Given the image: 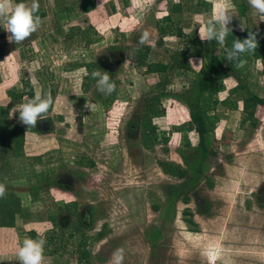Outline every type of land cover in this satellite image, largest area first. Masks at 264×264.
<instances>
[{"label":"rangeland","instance_id":"rangeland-1","mask_svg":"<svg viewBox=\"0 0 264 264\" xmlns=\"http://www.w3.org/2000/svg\"><path fill=\"white\" fill-rule=\"evenodd\" d=\"M96 2L93 11L83 13L78 0H39L46 14L42 25L19 45L3 44L7 36L0 25V134L4 136L0 172L7 167L6 177L0 179L7 186L0 209L4 215L10 208L21 210L15 215L18 223L0 230L1 256L6 261L16 257L17 263L0 264H19L18 249L31 238V231L46 240L44 264H82L77 248L81 236L86 238L82 249L88 251L90 264H109L120 248L125 252L123 264H264V104L255 105V126L251 121L241 123L247 115L243 101L238 109L218 106L220 120L209 135L217 154L208 159L195 188L189 190L190 201L181 195L174 209L167 191L183 180L165 173L159 161L185 165L183 153L193 152L198 144L195 131L175 129L190 120L188 108L173 97L162 98L165 114L152 123L159 137L169 138L167 142L147 147L141 135L128 134L147 98L189 86L202 65L200 59H190L192 70L177 68L160 88L159 74L138 67L132 56V48L141 46V33L148 30L155 40L149 60L169 62L189 43L171 35L158 44V23L180 3L173 21L185 32L197 29L199 35L213 8L203 12L201 2L214 6L219 0H104L101 6L103 0ZM246 2L243 17L237 9L239 1L228 0L235 14L229 27L242 29L248 24L264 38V21ZM78 27L95 32L99 40L87 45ZM102 56L117 63L112 73L106 70L118 81L108 107L98 97L96 82L85 87L93 81L85 64ZM242 72L249 91L264 98L263 62L252 54ZM27 81L33 90L48 94L58 86L49 117L54 122L52 133L40 135L37 127L49 118L37 121L35 129L22 124L18 112L14 114L30 98L19 102L11 93ZM225 84L228 90L236 80L227 78ZM226 96L227 91L220 93L221 98ZM68 175L76 179L73 190L57 183ZM37 187L36 199L31 191ZM186 210L192 212L195 224L186 221L190 216ZM73 211L83 212L87 226H81ZM76 227L80 232L70 237ZM102 230L104 235L97 237ZM53 231L58 236L54 243L49 240ZM55 246L58 251L51 253Z\"/></svg>","mask_w":264,"mask_h":264},{"label":"trees","instance_id":"trees-1","mask_svg":"<svg viewBox=\"0 0 264 264\" xmlns=\"http://www.w3.org/2000/svg\"><path fill=\"white\" fill-rule=\"evenodd\" d=\"M84 13H88L96 8L97 0H78ZM237 9L240 14L245 17L247 10L246 0H238ZM201 5H205L203 12H208L212 8V4L208 2H201ZM181 4L176 3L172 6L170 13L164 18V22L158 23V30L160 33V40L158 44L164 43V38L166 36L177 35L189 43L188 48L178 50L174 55L171 56L169 62H151L149 60L152 47L148 45L134 46L132 48V56L138 67H145V71L148 73L159 74V85L163 88L171 77L174 71L178 69H183L184 71L192 70V64L190 59L196 58L200 59L202 65L199 71H197L196 78L192 81L189 86H184L180 91L177 92H166L161 91L151 97L147 98L144 108L137 119L131 121L134 128L130 125L129 128L134 129L140 128V135L142 142L147 147H152L159 142H167L169 140L166 136H158L157 126L153 124L152 121L155 117H159L165 114V108L162 106L163 97H173L179 102L183 103L189 110L190 120L185 124L175 127L176 130L181 131L183 129H188L190 131H195L198 135V144L192 150L193 152L186 154L183 153V158L185 165H181L168 160H160V166L163 168L165 173L170 174L175 179L183 180L179 184H173L168 188V200L170 201L171 208L174 209V204L177 199L183 195V200L185 202L190 201L188 195L189 190L194 189L193 185L196 184L200 176L205 170V164L212 155H216L217 151L211 147L209 135L216 123L219 122L220 118L217 113V108L220 105L228 106L230 109H238L239 101H243L244 110L247 112L242 118L241 123H246L251 121V125H257V120L255 118L254 109L255 105L264 104V98L257 94L251 93L249 91L248 81L242 72V65L247 60L250 55H254L257 59H260L264 64V38L257 34V40L259 42L258 48L250 53L243 55L238 62H229L225 56L222 57V53L225 55V49L230 48L232 41L236 39H244L248 36L249 31L255 32L254 28L248 24H244L242 29L232 28V33L227 37L224 45H219L215 41H202L198 35V30L195 29L191 32H185L182 27L178 26V23L173 21L172 13L180 12ZM41 17L45 16V12L39 9L38 13ZM78 33L82 35L85 39L86 44L90 45L97 42L99 39L95 36V32L90 33V29L80 27L76 28ZM75 28H72V35L76 32ZM68 37H72L70 33L67 34ZM89 71L88 78H91L92 83L86 82L85 87L90 88L91 85L95 84L96 80L91 77V72L94 70L105 71L104 67L99 62L87 63L85 64ZM112 73V72H111ZM227 78H233L236 80V85L227 90L225 80ZM116 90L118 87V81H116ZM25 90L22 92L11 93L12 97L19 102L23 99V96L27 95L30 99L34 96L33 86L30 81H27L24 85ZM116 90L111 95L99 94V98L102 99L106 107H108L116 96ZM227 91V96L225 98L220 97V93ZM238 98H233L236 96ZM11 105H15L11 102ZM16 131V130H15ZM135 135V134H132ZM3 135L0 134V143H4ZM4 137V136H3ZM6 142V141H5ZM39 161L40 158L37 157ZM91 164H94L93 162ZM8 165V164H7ZM6 169L1 170L0 179L4 180L6 177ZM46 180L42 179L41 182ZM40 189L34 188L31 193L34 198H38ZM157 208V206H155ZM72 209V208H70ZM18 209L15 211L10 208L6 215L3 214L2 209H0V227H13L15 225V215ZM189 217L185 218L191 225L195 224L192 218V212L190 210L185 211ZM79 218L81 226H87V222L82 218L81 214L77 211L71 212ZM5 216L8 218L6 219ZM63 222H66L64 220ZM80 226V227H81ZM80 227H76L74 231L70 233V237H74L75 233L80 232ZM63 232L61 235H63ZM105 231L102 230L98 233L97 237H102ZM31 238H36L37 233L34 231L30 232ZM50 242L54 243L58 240V236L54 234V231L49 234ZM158 234L155 235L157 237ZM86 238L81 236L79 243H77V248L79 252V261L82 264H90L88 251L82 249L85 245ZM61 244V243H60ZM63 247V246H62ZM47 248V244L45 246ZM59 246H55L51 253L57 252Z\"/></svg>","mask_w":264,"mask_h":264},{"label":"clouds","instance_id":"clouds-1","mask_svg":"<svg viewBox=\"0 0 264 264\" xmlns=\"http://www.w3.org/2000/svg\"><path fill=\"white\" fill-rule=\"evenodd\" d=\"M179 2V0H177ZM104 3L100 4V6ZM248 4L256 13L260 15L261 21H264V0H248ZM40 9L39 0H0V25H3L8 36L9 43L15 42L17 45L37 32L42 25V18L38 14ZM233 9L229 6L228 0H219L214 2L211 16L204 22L205 26L199 29V36L202 41H215L219 45H224L227 37L232 33L229 27L233 17ZM139 44L155 47V40L152 34L145 30L141 33ZM259 46L257 33L249 31L244 39L232 41L231 47L225 49V58L233 63L240 61L241 57L247 53L255 51ZM192 63V61H190ZM259 66V64H258ZM91 77L96 80V86L100 93L111 95L116 90V82L107 71L94 70ZM33 85L36 81H32ZM53 98L48 93H42L36 90L33 98L23 103L15 113H19V121L35 128L38 120L48 119L50 109L53 106ZM85 107H90L86 104ZM7 193L6 183L0 182V199ZM46 240L39 234L36 238H26L17 252L19 264H44ZM125 258L124 249H116L109 261V264H123ZM211 259V257H210Z\"/></svg>","mask_w":264,"mask_h":264},{"label":"flooded vegetation","instance_id":"flooded-vegetation-1","mask_svg":"<svg viewBox=\"0 0 264 264\" xmlns=\"http://www.w3.org/2000/svg\"><path fill=\"white\" fill-rule=\"evenodd\" d=\"M91 45V44H90ZM113 58H111V57H101L100 58V60L99 61H97V62H99L103 67H104V70L106 71H110V72H113V70L112 69H110L111 68V66L113 65ZM88 73H89V71H88ZM58 88V86L57 85H54L52 88H50V95L52 96V98H53V101L55 102V100H56V89ZM25 90V88H23L22 90H21V92L22 91H24ZM34 91H36L35 90V88H34ZM41 92L43 93V89L41 90ZM35 93V92H34ZM100 94V93H99ZM99 96V95H98ZM24 97H28L27 95H25V96H23V98ZM29 98V97H28ZM53 105H54V103H53ZM52 109H53V106H52V108L50 109V112L52 111ZM62 119V118H61ZM136 119H137V117H136ZM39 121V120H38ZM60 121H62V120H60ZM53 123L54 122H51V119L49 118L48 119V121L46 120V121H42L40 124H38V128H40L38 131L40 132L39 134L40 135H44V134H48V133H52L53 132ZM51 125V126H50ZM131 126L133 127L134 125L133 124H131ZM20 128H21V126H19ZM134 128V127H133ZM19 129V128H18ZM36 129V128H35ZM37 131V132H38ZM128 131H129V133L128 134H135L136 136L138 135H140V128L138 127V128H136V129H134V133L132 132L133 131V129H131V128H129L128 127ZM40 156V154H38V157ZM67 178H65L64 180H61V178H58L57 179V183L59 184V186H61L62 188H64V189H67V190H73V186H74V184H75V180L76 179H74V178H72L70 175H68V176H66ZM82 213L83 212H81V216H82ZM65 219H63V221H64ZM67 221V220H66ZM89 222V221H88ZM88 224V223H87Z\"/></svg>","mask_w":264,"mask_h":264},{"label":"crops","instance_id":"crops-1","mask_svg":"<svg viewBox=\"0 0 264 264\" xmlns=\"http://www.w3.org/2000/svg\"><path fill=\"white\" fill-rule=\"evenodd\" d=\"M17 2H20V0H17ZM26 2L28 3V2H30L31 3V0H26ZM212 4V3H211ZM213 7V6H212ZM80 9H81V11L83 12V10H82V8L80 7ZM211 10H213V8L211 9ZM41 11H43V10H41ZM93 11V10H92ZM43 12H45V11H43ZM91 12V11H90ZM84 13V12H83ZM89 13V12H88ZM241 23H244L243 21H241ZM233 27H235V28H237L236 27V25L235 26H233ZM232 27V28H233ZM6 32V31H5ZM10 35V33H8V32H6V36L7 37H3L4 38V41H3V44H5V46H6V44L7 43H9V41H8V36ZM69 39V38H68ZM45 41V40H44ZM7 46H9L8 44H7ZM3 47V46H2ZM2 50H4L3 48H2ZM5 51H8V49H6ZM5 51H2V55L5 53ZM7 54H5V56H6ZM8 56V55H7ZM23 65H25V63L23 64ZM24 85L25 84H23L22 86H20V88H18L17 90H15L17 93L18 92H21V90L24 88ZM22 87V88H21ZM1 91V90H0ZM26 98V97H25ZM1 105V104H0ZM10 107H12L13 108V106H10ZM2 110H3V107L2 106H0V113H2ZM0 132L2 133V131L0 130ZM20 211L21 210H18V213L17 214H19L20 213ZM20 215V214H19ZM18 219V218H17ZM17 219H16V221H15V223L17 222ZM18 223V222H17ZM3 229V231H6V230H9L8 229V227H0V230H2ZM10 230H12V229H10ZM0 234H1V232H0ZM0 237H2V235H0ZM13 262V263H17V260H16V257L15 258H12V257H10V258H8V261H6L5 259H4V256H1V254H0V263L1 262Z\"/></svg>","mask_w":264,"mask_h":264},{"label":"water","instance_id":"water-1","mask_svg":"<svg viewBox=\"0 0 264 264\" xmlns=\"http://www.w3.org/2000/svg\"><path fill=\"white\" fill-rule=\"evenodd\" d=\"M117 66L116 60H113V65L111 66L110 69L114 70Z\"/></svg>","mask_w":264,"mask_h":264}]
</instances>
